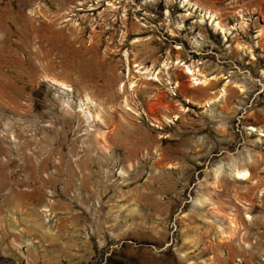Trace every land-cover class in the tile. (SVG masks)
Listing matches in <instances>:
<instances>
[{
  "label": "rangeland",
  "instance_id": "rangeland-1",
  "mask_svg": "<svg viewBox=\"0 0 264 264\" xmlns=\"http://www.w3.org/2000/svg\"><path fill=\"white\" fill-rule=\"evenodd\" d=\"M189 2L0 0V264H264V0Z\"/></svg>",
  "mask_w": 264,
  "mask_h": 264
},
{
  "label": "bare ground",
  "instance_id": "bare-ground-1",
  "mask_svg": "<svg viewBox=\"0 0 264 264\" xmlns=\"http://www.w3.org/2000/svg\"><path fill=\"white\" fill-rule=\"evenodd\" d=\"M183 3H188L189 5H190V2H189V0H183ZM194 4V3H193ZM195 7V6H194ZM208 14V18H211L212 20L215 18V14H213V13H211V12H209V13H207ZM209 20L210 22H212V20ZM214 28L215 29H220L222 32H223V30H224V27L222 26V25H220V23H219V21H216L215 23H214ZM223 34V33H222ZM224 35H225V33H224ZM38 36V35H37ZM165 65V64H164ZM140 69H143L142 67H140ZM185 70H186V73L187 74H189L192 78V81H194V84L196 85V84H199V83H206L207 82V84H208V82H209V79H206V77H205V75H203V79L201 80V78L200 77H194L195 75H197L196 73L197 72H199V70H194V68H192L191 66H189V65H187L186 67H185ZM138 72H139V70H138ZM147 72V73H146ZM142 73H146L144 76H148V75H151L150 74V70L148 69V68H144V71H142ZM200 73V72H199ZM139 74H141V72H139ZM201 74V73H200ZM227 77V76H226ZM215 78V77H214ZM148 79H150V78H148ZM153 79V78H152ZM228 83H229V80H227V81H225V83L223 84V87L222 88H220L219 89V92H220V96H224L225 94H226V92H227V86H228ZM131 86V85H130ZM133 86V85H132ZM240 86V85H239ZM238 86V87H239ZM240 88V87H239ZM240 91H242V88H240L239 89ZM233 172H234V174H236L237 175V178H245V177H247L248 175L250 176V173H249V171L246 169V168H242V169H240V167L239 168H235L234 167V169H233Z\"/></svg>",
  "mask_w": 264,
  "mask_h": 264
}]
</instances>
